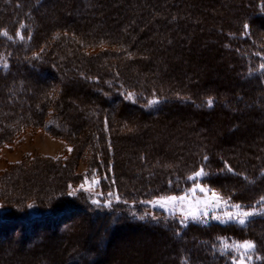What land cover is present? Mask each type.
I'll return each mask as SVG.
<instances>
[{
    "label": "rangeland",
    "instance_id": "374dc122",
    "mask_svg": "<svg viewBox=\"0 0 264 264\" xmlns=\"http://www.w3.org/2000/svg\"><path fill=\"white\" fill-rule=\"evenodd\" d=\"M131 1L132 0H90L86 2L85 0H59V4L56 6H53V4L51 5L52 2L49 3L50 1H46L44 3L45 6L39 8V10L38 8L35 10V21L36 23L38 22V26L43 22L44 30H47V34H50L51 29L53 30V28L56 30V33L50 37H54L57 33L61 32L59 29H63L62 27H65L66 31H70L74 35L70 36L69 34L67 35L66 33H63L64 36L62 35L63 37H61V35L58 34V37L55 39L51 38V44L50 41H48V46H51L57 51L49 50V52H47L48 56L46 57H50L52 60H48L50 62L49 64H46V67L45 63L42 62L43 67L46 68L47 71L45 73V70H43L41 75L46 76L47 74V77H45L46 81L44 87L38 89L42 90L39 96H42L43 94H47L48 96L51 94V100L48 98L49 103H47V106L49 107V110H46L44 115H41L39 118L36 115L33 118L35 119L34 122L41 119L40 124L32 122V124L24 126L14 125L11 127L13 128L12 133L0 135V210L4 211L11 217H27L28 214L25 210L26 204L35 203L43 210L66 209L70 212H65L67 215L63 217V220L62 216L64 214H60L52 221L46 222L44 226L43 224L30 225L22 222H17V224H19L17 225L16 222H12L13 224L9 225L10 227H1L0 242L2 245L0 244V246L4 248H0V253L3 252L0 254V264H28L29 262V264H49L45 262H50L56 258L61 259V257L63 261L62 263L57 261L59 264H70L74 261H77L76 264H97L99 262V264H102L101 261L104 259L105 261H102L103 264H165L169 256H171V254L165 255V253H162V249L164 250L167 248L166 245L151 244V241L153 240L148 237H142L144 233L140 236L139 234H135L133 228L121 225L118 227L123 228H117L116 230L115 228H110L111 226L109 223L105 222L104 224L103 221V226L100 225V227L97 226V228L94 224L96 223L94 222L95 219H93L91 215H82L79 213L80 211H76V208L72 207L76 201L73 202V200H71L70 202L65 198V195H63L66 190L71 197H73V194L78 193L97 197V194L104 192L100 186V183L102 182L100 174L91 173L93 168L88 167L87 165V163L89 164L93 162L90 158L91 156L89 157L87 155L88 152H86L85 155L80 154L77 158L75 173L79 172L78 174H84L80 177L81 179L79 178L80 181L77 180V178L74 180L72 179L68 186L65 185L66 181L65 183L62 182L66 177L74 175L72 170V160L71 162L68 160L70 162L68 163L67 158L71 156L73 150L76 149V146L81 144V148L82 143L89 138V135L87 134L88 132L86 131L87 122L91 121L92 123H95L97 121L96 114L89 113V110L96 111V108L98 107L100 111L102 109L101 113H106L107 115L110 133L112 134V144L118 146V148L120 146L119 154L116 157V168L119 173L121 186L124 185V182H135L138 179L137 172L135 174L132 165H134L136 161V151L142 148H145L147 152L149 151L150 153V155H148L150 160L149 165H157V163L160 162L162 167L171 169L182 164V161L188 156V154H195L197 151H200L201 147L207 146L211 151L210 153H223V155L227 154L230 156L232 159L229 161H233L232 163L236 165L240 171H243V168L246 169L245 165H247V159L250 160L253 157L256 158L257 156H261V149L264 150V97L261 103L254 101L250 102L249 105L245 104V101H248L246 98L248 94L259 95L264 93V88H258L256 82L246 80V77L242 79L243 76L238 72L241 67H239L240 64L238 63V59L229 53V48L224 45L225 43L223 44V42H221V33L210 25L205 26V23L209 22L210 24H216L219 27V23L221 22L223 24L221 26L223 27H239L242 29L244 35H249L251 33L257 38L260 44L259 48L264 53V15L262 17L253 15L247 19V23L244 22L241 24L240 22V26L238 22L243 19V9H247L248 7L245 5L241 6L240 0H183V3H181L182 7L180 8H184L188 1H193V3H195V10L192 8L191 10L193 12H190V21H187V24L185 25H183V22L179 21V25L175 27L173 21L169 20L170 22H168L165 20L167 23H171L167 25H171L175 28V31H177L176 33L179 39V44L176 48L179 52L177 55L178 59L173 58L174 60H169L168 62L170 63V66L168 68L164 67V69H161L159 67V69H153L154 74L149 78L155 80L157 83L172 87L173 90L183 91L184 94L188 92L204 94L206 91H209L210 93L213 91L218 92L223 97L229 98L227 104L221 102L215 112L204 114L201 110H196L197 108L192 105L187 106L175 103V105L172 104V106L168 105V111L170 110L172 114L170 113L168 115L166 114V111V113H161V116H158L157 119H151L142 118L136 112L126 108L125 104H120L118 110L119 112H123V114H119L118 110L115 112V107L112 103H109L106 107L103 105L100 106L99 101L94 99L95 97L92 98L93 96L89 94L90 90H86L90 95V98L87 101L83 98V100L78 102L86 105V108H84L83 105L80 106L73 101V99H76L75 94L67 93L66 96V89L71 85L62 81L59 82V80H54L52 82L49 74L50 71L52 73L55 72V67L60 69L63 68V72L65 70L68 71L69 65L63 63L65 60L71 61L70 57H75L77 55H84L81 58H87V60H89L83 66L87 68L91 67L93 71L94 69L99 70L98 72L95 71L93 73H100L102 71L111 75L110 71L115 70V64L121 63L120 61L122 58H125L124 54L115 51V47L119 45L115 42L118 41V37L115 35L118 34V30L122 28H125V33H129L130 24L132 21L134 22L133 18L135 16H132L130 11L128 12V9L126 10V8L123 7H125L124 4L126 2L130 4L132 3ZM5 2L6 0H0V10H2L4 14L8 13L6 19H10L11 17L15 18L13 21H16L20 18V16L17 17L20 12H23L24 14L27 13V8L24 9L22 6L21 8L19 5L21 4L24 6L25 3L29 2L28 0H8L6 2L8 5H6ZM137 2L143 3L144 1L137 0ZM250 2L251 7H253L254 10H257L256 12L264 11V6L263 10H261L262 7L255 8V5L258 2H255L254 0H250ZM89 6H91L92 9H90ZM144 7V4H141L139 9L145 11V9H141ZM47 9L48 11L46 12ZM161 11L162 10H159L157 15H154L155 25L157 26H161L160 23H156L159 21L157 18H164L162 17L163 14H161ZM71 17L75 18V20L73 21ZM6 19H3L4 22H6ZM63 24L65 25L62 26ZM143 24L146 23L143 22ZM248 24L250 25L249 28ZM246 25L247 27H245ZM156 29L159 31V28ZM169 29L173 28L167 27L166 30L170 33L171 31H169ZM96 33H101L102 36H104V40H108V42L113 45L109 51L101 52L104 54L97 59L94 58L96 53L90 55L91 52L87 53V51H84V48H82V44L84 45V43H86L84 41L94 40L92 42L95 45L99 43L100 40H95L97 37L99 38V36L95 38V35H97ZM157 35L159 37L161 31H159ZM163 38L167 37L164 36ZM168 43L169 42L164 45H167ZM161 45L162 44L159 43L157 48L160 49L159 47ZM38 53L41 55L39 51ZM91 60L94 61L95 66H91V64L93 65ZM59 62L60 64H58ZM178 62H180V65H178L179 67L177 66V69L174 70L172 67L174 64H178ZM9 65V56L0 52V68L5 70ZM236 66H238V69L235 68ZM131 69L133 71L137 70V66L134 64ZM32 78V81H34V78L38 79L39 77L37 75V77L32 76ZM18 79L21 80L22 78ZM42 81L43 80H40L38 83H41ZM74 88L76 89L77 87ZM78 88L80 87L78 86ZM80 91L82 92L83 90ZM81 92L77 95L80 99L85 96ZM0 97L2 96L0 95ZM68 97L71 99L69 106L67 105L68 102H66ZM1 104L4 103H0V105ZM153 104L154 103L151 102L152 106ZM63 106L67 110V113H64V111L61 110ZM175 106L179 109H176ZM69 149H71V151H69ZM73 157L74 156H71V158ZM87 157L88 160H86ZM113 161L115 163V160ZM251 161L252 160L248 162L251 163ZM110 165H112V163H110ZM103 176L104 175L102 174V177ZM95 181H98V183ZM81 185L84 187L82 188ZM199 185L211 191H208L207 193L197 191L195 197L208 199L211 196L212 191L218 192L222 195L221 192L205 184V182L200 183ZM106 188L109 189L107 186ZM185 195H187L189 201L194 200L191 192L182 195L157 196L152 200L156 201L160 197H181ZM223 197L229 200L228 206L209 209L208 215L203 217L202 220H193L191 218L184 220L183 214L179 209L173 213L159 206L156 207L163 210L166 215L175 217L183 223H209L215 221V216H223L226 211H236L231 205L238 203L230 201V199L225 196ZM262 197H264V195ZM258 199L261 200V197ZM70 214L72 215L71 218H69ZM73 218H75V220ZM65 219L69 220L67 221ZM91 219L93 222H91ZM64 220L66 222H64ZM89 222H91L92 225H90ZM72 224H75V226ZM77 224H79V227H77ZM22 225L24 226V229L21 227ZM255 225L256 224H251L249 228L254 227ZM84 226L88 229L85 230ZM91 226H93L92 228L94 230ZM103 227L104 229L100 231ZM14 228L18 231L17 233L19 235ZM50 228L52 230H50ZM108 228L111 229V235L107 231ZM68 229H71V231L69 230V232ZM91 229L93 232H89ZM12 230L13 233L11 232ZM75 230L78 233H76ZM104 230L106 231L104 232ZM50 232L52 233L50 234ZM84 232H87V235H85ZM53 233L59 236H55L54 238V236H51ZM91 233L93 234L91 235ZM99 233L102 235L101 237L97 236ZM14 234L17 235L15 236ZM21 236L22 238L24 237L25 241L18 243ZM62 236L65 237L63 238ZM5 237L6 239L8 238L7 240L12 239L10 240V243L7 241V243H3ZM90 237L91 240H88ZM58 238H61V241H59ZM110 238L113 242L115 239L117 245L115 243L113 244ZM55 239L57 241H55ZM245 240L253 241L248 238H229L227 242L233 243ZM12 241H14L13 243L15 244H13ZM53 241H55V243ZM87 241L89 242L88 244H86ZM141 241L143 243H141ZM57 242L58 246L56 245ZM92 242H94V244ZM253 242L256 244L255 241ZM20 243L24 246L22 247ZM110 243H112V245ZM136 243H138V245ZM259 243L260 244H256L258 251L253 253L254 259L249 261L248 264L257 263L258 258L256 257H259L258 254H260L263 247L260 241ZM16 245H19L20 247ZM87 245L89 246L87 247ZM136 245L139 247H136ZM70 246L73 247L71 248ZM106 246L108 247L106 248ZM86 248H88V251L90 252H88ZM96 248H98V250ZM142 248L143 252L141 251ZM10 249L12 251H10ZM21 250H24L26 254ZM109 252H112V256ZM115 252H117V254ZM118 252L120 253L118 254ZM18 253H21L22 255H18ZM47 253L51 256H48ZM100 253L101 255L103 254L102 256H104L105 253V257H103L104 259L99 256ZM106 253L109 256H107ZM231 253H233V257L238 255L234 251H231ZM36 254L39 258L34 257L37 256ZM24 255L26 257H24ZM27 255H29V257ZM82 256H86L87 259ZM90 256H93V258ZM20 257H22V260L19 259ZM12 258L15 261H13ZM82 259L83 261H81ZM107 259H109V261H107ZM52 263L53 261L50 264Z\"/></svg>",
    "mask_w": 264,
    "mask_h": 264
},
{
    "label": "trees",
    "instance_id": "16d2710c",
    "mask_svg": "<svg viewBox=\"0 0 264 264\" xmlns=\"http://www.w3.org/2000/svg\"><path fill=\"white\" fill-rule=\"evenodd\" d=\"M7 1L8 0H6V2ZM28 1L29 2L25 3L24 6L21 4L19 5V7L22 6L24 9L27 8V13L24 14L20 12V14L17 15V17L20 16V18L16 21H13L15 18L11 17L10 19H6L8 13L4 14L2 10H0V52L9 56L10 59V65L7 69L3 70L0 68V95L2 96L0 97V103H4L0 105V135L12 133L13 128L11 127L14 125L24 126L32 124V122L40 124L41 119L34 122L35 119L33 118L35 115L38 118L44 115L46 110H49L47 103H49V99L51 100V94L48 96L47 94L39 96L42 90H38L40 87H44L46 81L45 77H47V74L46 76L41 75L43 70H45V73L47 71V69L43 67L42 62L45 63L46 67V64H49L52 60V58L46 57L48 56L47 52H49V50H54V48L48 46V41H50L51 44L52 39L58 37V34H60L61 37L64 36L63 33L69 34L70 36L74 35L70 31H66L65 27H62L63 29H59L61 32L57 33L54 37H50L56 33V30L53 28V30L51 29V35L47 34V30H44L43 22L38 26V22L36 23L35 21V10H37V8L39 10V8L45 6L44 3L46 1H50L49 3L52 2L51 5L53 4V6H56L59 4V0ZM85 1L87 2L90 0ZM143 1V3H138L137 0H132V3L128 4V2H126L124 4L125 7L123 8H126V10L128 9V12L130 11L132 16H135L133 18L135 24L132 21L129 27V33H125V28H122L119 29L118 34L115 35L118 37L119 41H115L119 44L115 47V51L124 54L125 58H122L120 61L121 63H114L115 70L110 71L111 75L102 71L100 72L101 74L93 73L99 70L94 69L93 71L91 67L87 68L83 66L89 60H87V58H81L84 55H77L75 57H70L71 61L65 60L63 63L69 65L68 71L65 70L63 72V68L60 69L58 67H55V72L52 73L50 71L49 74L52 82L54 80H59V82L62 81L71 85L67 87L65 93L67 96V93L71 94L73 92L72 94L76 95V99H73V101L76 103L83 100V98L87 101L91 95L93 96L92 98L95 97L94 99L99 101L100 106L103 105L106 107L109 103H112L115 107V112H117L118 106L120 104H125L126 108L136 112L142 118L157 119L158 116H161V113H166V111V114L169 115L171 111H168V105L172 106V104L175 105V103L187 106L192 105L197 108L196 110H201L204 114L215 112L221 102L227 104L229 98L223 97L218 92H213L212 90H210L212 91L211 93L206 91L204 94L193 92L184 94L183 91L173 90L172 87L165 86L161 83H157L153 79H149L154 74L153 69H159V67L161 69H164V67L168 68L170 66L169 60H174L173 58L178 59L177 55L179 52L176 48L178 47L179 39L176 33L177 31H175V28L171 25H167L171 23H167L166 21H173L175 27L179 25V21L183 22V25L187 24V21H190V12H193L191 9L194 8L195 10V3H193V1H188L184 8H180L182 7L181 3H183V0ZM254 1L258 2L255 8L262 7L261 10H263V0ZM240 3L241 6H248L247 9L242 8L244 16L242 15L243 19L238 22L240 26L244 22L247 23V19L253 15H258L260 17L264 15V11L256 12L257 10L251 7L250 0H240ZM141 4H144L145 7L141 9H145V11L139 9ZM89 7L92 9L91 6ZM159 10H162L161 14H163L162 17L164 18H157L159 21L156 23H160L161 26L155 25L154 20ZM47 11L48 9L46 12ZM3 19H6V22H4ZM72 19L73 21L75 20V18ZM143 22L146 24H143ZM64 25L65 24L62 26ZM206 25H210L221 33V42H223V44L225 43L224 45L229 48L228 52L238 59V63L240 64L239 67L241 66L238 72L243 76L242 79L246 77V80L256 82L258 88L263 89L264 69L260 66L263 64L264 53L259 48L260 44L257 38L251 33L249 35H244L242 29L239 27H223L221 26L223 25L221 22L219 23V27L209 22H206L205 26ZM249 26L248 24V28ZM167 27L173 28L169 29V31H171L170 33L166 30ZM156 28H159V31H161V37H158L157 34L159 31H157ZM5 31L8 33L7 36L3 35ZM96 34L95 38L97 36H99V38L97 37L95 40H100L99 43L95 45L92 42L94 40L90 41L87 39L89 41H84L86 43H84V45L82 44L84 51H87V53L91 52V54L89 53L90 55L96 53L95 59L104 54L101 52L109 51L113 47L112 43H109L108 40H104V36H102L101 33ZM21 35L24 36V39L20 38ZM164 36L167 38H163ZM164 42L169 43L164 45ZM159 43L162 44L159 47L160 49L157 48ZM54 51L56 52L57 50ZM91 63H93L91 66H95L94 61ZM179 63L180 62L176 65L174 64L172 68L174 70L177 69V66L180 65ZM58 64H60V62ZM134 64L137 66V70L133 71L131 68H133ZM235 68L238 69V66ZM37 75L39 78H34V81H32V76L37 77ZM18 78L22 79L20 80ZM40 80L43 81L38 83ZM77 83H79V85H85V89H82V92L80 91L81 88L75 86ZM74 86L78 89L76 88L73 90L74 88L72 89V87ZM86 90H90V95ZM79 91L85 95L81 99L77 97L80 93ZM247 96L246 98L248 101L246 100L245 104L249 105L250 102L254 101L261 103L264 93L259 95L248 94ZM209 99L213 101L211 106L208 104ZM154 100L157 102L152 106L151 102ZM66 102H68L67 105L69 106L71 99L68 97ZM78 104L86 108V105ZM64 106L61 110L67 113ZM175 108L179 109L177 106H175ZM96 109V111H88L89 113L96 114L97 119L95 123L88 121L86 124V131L88 132L89 138L82 143L81 148L80 144L73 150L71 156L75 158H71V156L67 158V161L70 160L71 162L72 160L74 175L66 177L62 182L65 183L66 181L65 185L68 186L72 179L74 180L77 178V180L80 181V177L84 174H78L79 172L75 173L77 158L80 154L85 155V153L88 152L87 155L89 157L91 156L90 158L93 162L87 163V165L93 168L91 173L100 174L102 181L100 186L104 192L97 194V197L79 193L73 194V197H71L66 190L63 195H65V198L70 202L71 200L77 202L75 205H72V207L78 209H76V211H80L81 214H83L81 211H84L85 214L91 215L96 222L101 216H103L101 219L104 218V216L106 218L108 217L104 219L106 221L103 219L102 221L109 223L112 229L118 228L116 227L118 225L132 227L133 230L139 227L144 231L142 237L148 236V238L153 240L151 244L167 246L164 250L162 249V253H165V255L171 254L172 258L169 256L165 264H234L233 253L223 248V239L221 238H226V240L229 238H248L255 241L256 244H260V241L263 247L260 254H257L259 257H264V215H255L243 226L235 222L225 223L220 221L211 223H183L175 217L166 215L159 207L149 203L157 196L190 193L191 189L205 182V184L221 192L223 196L230 198V201L241 204L244 208L243 210H260V208L264 207V204L259 203L260 200L258 199L264 195L263 149H261V156L250 159L252 160L251 163H249L248 161L250 160L247 159V165H245L246 169L243 168V171H240L238 167L232 163L233 161H229L232 159L230 156L227 154L223 155V153H210L211 151L207 146L201 147L200 151H197L195 154H188L185 159L183 158L182 164L171 169L162 167L160 162H158L157 165H149L150 160L148 155H150V153L149 151L147 152L145 148H142L136 151V161L135 164L132 165L135 174L137 172L138 179L135 182H124V185L121 186L119 173L116 168V157L119 154L120 146L118 148V146L112 144V134L110 133L106 113H101L102 109L100 111L98 107ZM118 113L123 114V112H119V110ZM86 160H88V157ZM113 160H115V163ZM70 162L68 161V163ZM110 163H112V165H110ZM229 166L232 171H228ZM201 168L204 169L207 175L196 180H190L189 177L193 176L195 172L199 171ZM102 174L104 175L103 177ZM106 186L109 187V189L106 188ZM109 193L113 195L109 196ZM93 200H98L99 203H93ZM109 200H111L110 205L108 204ZM81 205L82 207H80ZM25 210L28 214L27 217H11L0 210V228L9 226L12 222H22L30 225L46 224V222L52 221L60 214L65 215L70 212L66 209L43 210L35 203H27ZM141 217H143V219H141ZM251 224L256 225L249 228ZM148 230L150 232H148ZM140 235L141 234H139V236ZM149 235L151 237L153 236V238L149 237ZM158 235L161 236L158 237ZM22 240L25 241L24 237L19 241L21 242ZM6 241L7 240L4 242ZM7 242L10 241L8 240ZM257 251L258 249L256 247V252ZM52 261H54V264H59L57 261L62 263L63 259L62 257L61 259L56 258L45 263L50 264ZM70 264H76V262L74 261ZM256 264H264V259H258Z\"/></svg>",
    "mask_w": 264,
    "mask_h": 264
},
{
    "label": "snow or ice",
    "instance_id": "6c2138e0",
    "mask_svg": "<svg viewBox=\"0 0 264 264\" xmlns=\"http://www.w3.org/2000/svg\"><path fill=\"white\" fill-rule=\"evenodd\" d=\"M247 27V25L245 26ZM3 35L7 36L8 33L5 31ZM21 39H24V36H20ZM264 69V64L260 66ZM131 95V94H129ZM157 101H152V103H156ZM213 101L211 99L208 100L209 106H211ZM71 151V149H69ZM228 171H232L231 167H228ZM207 173L201 168L199 171L195 172L193 176H190V180H196L200 177L206 176ZM98 183V181H95ZM83 188L84 186L81 185ZM197 191L207 193L211 191L209 189H205L204 187L197 185L195 188L191 189V193L193 195L194 200L189 201L187 199V195L176 197V196H167V197H160L156 201H150L153 206H159L161 208L167 209L170 212H176L178 209L183 214L184 220H188L189 218L193 220H202L203 217L208 215L209 209H215L217 207H227L229 204V200L225 199L220 193L212 191L211 196L208 199H200L195 197V193ZM112 196V193L108 194ZM230 199V198H229ZM93 203H99L98 200H93ZM259 203L264 204V197H261ZM108 204H111V200L108 201ZM236 211L234 212H225L223 216H215L214 218L220 220L222 222H235L239 225H245L249 219L255 215H264V208L260 210L253 209L251 211L243 210V206L241 204H233L231 205ZM143 219V217H141ZM223 239V248L225 250H231L237 253L236 257H233L234 264H248L249 261L254 259L253 253L256 251V244L253 241L245 240L242 242H233L228 243L226 238ZM258 259H264V257H256Z\"/></svg>",
    "mask_w": 264,
    "mask_h": 264
},
{
    "label": "bare ground",
    "instance_id": "6f19581e",
    "mask_svg": "<svg viewBox=\"0 0 264 264\" xmlns=\"http://www.w3.org/2000/svg\"><path fill=\"white\" fill-rule=\"evenodd\" d=\"M79 83H80V82H79ZM79 83H77V85H75V84H74V85H75V86H79V87L82 88V89H85V85H79ZM80 84H81V83H80ZM75 86H74V87H75ZM74 87H73V88H74ZM73 88H72V89H73ZM69 89H70V88H69ZM77 89H78V88H77ZM82 89H80V90H82ZM73 90H75V88H74ZM70 91H71V90H70ZM71 92H72V91H71ZM72 93H73V92H72ZM74 202H75V201H74ZM75 203H76V202H75ZM74 205H75V204H74ZM88 206H89V205H88ZM88 206H87V207H88ZM80 207H82V205H81ZM84 208H85V207H84ZM76 209H77V208H76ZM79 209H81V208H79ZM77 210H78V209H77ZM88 210H90V209H88ZM85 211H86V210H85ZM81 212H83V214H85L84 211H81ZM87 212H89V211H87ZM76 213H77V212H76ZM79 213H80V212H79ZM79 213H78V214H79ZM74 214H75V213H74ZM83 214H82V215H83ZM86 214H87V213H86ZM65 215H67V214H65ZM65 215L62 216V220H63V217H64ZM76 215H77V214H76ZM87 215H88V214H87ZM105 215H107V214H105ZM69 216H70L69 218H71L72 215L70 214ZM74 216H75V215H74ZM78 216H79V215H78ZM78 216H77V217H78ZM80 216H81V215H80ZM101 217H103V216H101ZM101 217L99 218L101 221H100L98 218H97V219H98L97 222L95 221L96 223H94V224H95L96 227H97V226L100 227V225L103 226V224H102V219L104 220L106 217L104 216V218H102V219H101ZM66 218H67V217H66ZM85 218H86V217H85ZM107 218H108V217H107ZM107 218H106V219H107ZM59 219H60V218H59ZM73 219L75 220V218H73ZM88 219H89V218H88ZM65 220H67V219H65ZM65 220H64V222H66ZM68 220H69V219H68ZM68 220H67V221H68ZM71 220H72V219H71ZM60 221H61V220H60ZM78 221H80V220H78ZM78 221H77V222H78ZM104 221H106V220H104ZM104 221H103V222H104ZM58 222H59V221H58ZM80 222H81V221H80ZM91 222H93L92 219H91ZM91 222H89L90 225H92ZM118 223H119V222H118ZM12 224H13V223H12ZM12 224H11V225H12ZM16 224H17V222H16ZM20 224H21V223H20ZM83 224H84V223H83ZM87 224H88V223H87ZM104 224H105V222H104ZM119 224H120V223H119ZM8 225H9V224H8ZM17 225H19V224H17ZM47 225H49V224H47ZM54 225H55V224H54ZM56 225H57V224H56ZM72 225L75 226V224H72ZM77 225H78L77 227H79V224H77ZM85 225H86V224H85ZM134 225H135V224H134ZM137 225H138V224H137ZM43 226H44V223H43ZM51 226H52V225H51ZM69 226H70V225H69ZM80 226H81V225H80ZM88 226H89V225H88ZM118 226H119V225H118ZM118 226H116V227H118ZM124 226H125V225H124ZM9 227H10V226H9ZM14 227H15V226H14ZM21 227H23V229H24V226H23V225H22ZM31 227H32V226H31ZM37 227H38V225H37ZM39 227H41V226H39ZM48 227H49V226H48ZM70 227H71V226H70ZM92 227H93V226H91V228H92ZM98 227H97V228H98ZM105 227H106V226H105ZM114 227H115V226H114ZM126 227H127V226H126ZM142 227H143V226H142ZM33 228H34V227H33ZM33 228H32V229H33ZM35 228H36V227H35ZM46 228H47V227H46ZM67 228H68V227H67ZM84 228H85V226H84ZM118 228H121V229H122L123 227H118ZM131 228H132V227H131ZM17 229H18V228H17ZM23 229H22V230H23ZM44 229H45V228H44ZM81 229H82V228H81ZM86 229H88V228H85V230H86ZM92 229H93V228H92ZM92 229L89 230V232H93ZM95 229H96V228H95ZM99 229H100V228H99ZM103 229H104V227H103L100 231H102ZM142 229H143V228H142ZM3 230H4V229H3ZM14 230L16 231L15 228H14ZM33 230H34V229H33ZM50 230H52V229L50 228ZM66 230H67V229H66ZM66 230H65V231H66ZM69 230L71 231V229H68V231H69ZM93 230H94V229H93ZM114 230H115V229H114ZM116 230H117V228H116ZM119 230H120V229H119ZM124 230H125V229H124ZM144 230H145V228H144ZM146 230H147V229H146ZM149 230H150V229H149ZM149 230H148V232H150ZM1 231H2V230H1ZM8 231H9V230H8ZM55 231H56V230H55ZM55 231H54V233H55ZM70 231H69V232H70ZM75 231H76V230H75ZM81 231H82V230H81ZM105 231H106V230H104V232H105ZM107 231L110 233V232H111V229H108ZM9 232H10V231H9ZM11 232L13 233V230H12ZM17 232H18V231H16V233H17ZM20 232H21V231H20ZM43 232H45V231H43ZM43 232H42V233H43ZM58 232H59V231H58ZM58 232H56V233H58ZM89 232H88V233H89ZM98 232H99V231H98ZM116 232H117V231H116ZM134 232H135V234H137V235H138V234H142V233H144V231L141 230L139 227L136 228V229H134ZM48 233H49V232H48ZM48 233H47V234H48ZM51 233H52V232H50V234H51ZM54 233H53V235H51V236H54V238H55V236H57V237L59 236V235L54 234ZM67 233H68V232H67ZM67 233H66V234H67ZM76 233H78V232L76 231ZM84 233H85V232H84ZM86 233H87V232H86ZM86 233H85V235H87ZM96 233H97V232H96ZM151 233H152V232H151ZM17 234H18V233H17ZM17 234H16V235H17ZM43 234H44V233H43ZM50 234H48V235H50ZM59 234H61V233H59ZM68 234H70V233H68ZM68 234H67V236H68ZM80 234H81V232H80ZM92 234H93V233H91V235H92ZM103 234H104V233H103ZM114 234H115V233H114ZM130 234H131V233H130ZM148 234H149V233H148ZM3 235H4V234H3ZM14 235H15V234H14ZM16 235H15V236H16ZM18 235H19V234H18ZM64 235H65V233H64ZM70 235H71V234H70ZM107 235H108V234H107ZM110 235H111V233H110ZM110 235H109V236H110ZM155 235H156V233H155ZM163 235H164V234H163ZM5 236H7V235H5ZM8 236H9V235H8ZM42 236H43V235H42ZM45 236H46V235H45ZM88 236H89V235H88ZM88 236H87V237H88ZM97 236H100V237H101L102 235H100V233H99V235H97ZM134 236H135V235H134ZM156 236H157V235H156ZM156 236H155V237H156ZM160 236H161V235H160ZM160 236L158 235V237H160ZM13 237H14V236H13ZM21 237H22V236H21ZM62 237H63V236H62ZM64 237H65V236H64ZM64 237H63V238H64ZM69 237H70V236H69ZM71 237H72V236H71ZM107 237H108V236H107ZM147 237H148V236H147ZM149 237H151V236L149 235ZM155 237H154V238H155ZM9 238H10V237H9ZM11 238H12V237H11ZM19 238H20V237H19ZM49 238H50V236H49ZM54 238H53V239H54ZM94 238H96V237H94ZM117 238H118V237H117ZM151 238H153V236H152ZM7 239H8V238H7ZM7 239H6V237H5V240H7ZM15 239H16V238H15ZM15 239H14V240H15ZM17 239H18V238H17ZM21 239H22V238H21ZM47 239H48V238H47ZM58 239H59V241H61V238H58ZM66 239H68V238H66ZM76 239H77V237H76ZM78 239H79V238H78ZM86 239H87V238H86ZM97 239H98V238H97ZM105 239H109V238H105ZM2 240H3V239H2ZM10 240H12V239H10ZM10 240H9V241H10ZM50 240H51V238H50ZM50 240H49V241H50ZM88 240H91V237H90V239H88ZM94 240H95V239H94ZM110 240H112V239L110 238ZM110 240H109V241H110ZM138 240H139V239H138ZM7 241H8V240H7ZM15 241H16V240H15ZM22 241H24V240H22ZM22 241H21V243H22ZM49 241H48V242H49ZM55 241H57V240L55 239ZM55 241H53V242L55 243ZM62 241H63V240H62ZM68 241H69V240H68ZM80 241H81V240H80ZM95 241H97V240H95ZM120 241H121V239H120ZM13 242H14V241H12V243H13ZM19 242H20V241H18V243H19ZM77 242H78V240H77ZM111 242L114 244V243H115V239H114V242H113V240H112ZM146 242H149V241H146ZM3 243H4V241H3ZM6 243H7V242H6ZM9 243H10V242H9ZM21 243H20V244H21ZM51 243H52V242H51ZM64 243H65V242H64ZM66 243H67V242H66ZM88 243H89V242L87 241L86 244H88ZM92 243L94 244V242H92ZM107 243H108V242H107ZM112 243H110V244L112 245ZM141 243H143V242L141 241ZM0 244L2 245L1 242H0ZM13 244H15V243H13ZM57 244H58V242L56 243V245H57ZM59 244H60V242H59ZM71 244H72V243H71ZM115 244H116V243H115ZM136 244L138 245V243H136ZM139 244H140V243H139ZM147 244H148V243H147ZM147 244H146V245H147ZM3 245H4V244H3ZM21 245H22V244H21ZM34 245H35V244H34ZM42 245H43V244H42ZM60 245H61V244H60ZM89 245H90V244H89ZM89 245H87V247H88ZM108 245H109V244H108ZM116 245H117V244H116ZM116 245H115V246H116ZM137 245H136V247H139V246H137ZM140 245H141V244H140ZM148 245H149V244H148ZM6 246H7V245H6ZM16 246H19V245H16ZM23 246H24V245H22V247H23ZM35 246H36V245H35ZM57 246H58V245H57ZM64 246H65V244H64ZM85 246H86V245H85ZM91 246H92V245H91ZM93 246H94V245H93ZM141 246H142V245H141ZM19 247H20V246H19ZM22 247H21V248H22ZM36 247H37V246H36ZM62 247H63V246H62ZM66 247H67V246H66ZM70 247H71V246H70ZM72 247H73V246H72ZM72 247H71V248H72ZM107 247H108V246H106V248H107ZM116 247H117V246H116ZM0 248L3 249L4 247H1V246H0ZM11 248H12V245H11ZM71 248H70V249H71ZM143 248H144V246H143ZM143 248L141 249V251L143 250ZM30 249H31V248H30ZM61 249H62V248H61ZM86 249H87V251H88V248H86ZM96 249L98 250V248H96ZM96 249H94V250H96ZM112 249H113V248H112ZM133 249H135V248H133ZM137 249H138V248H137ZM139 249H140V248H139ZM4 250H5V249H4ZM7 250H9V249H7ZM14 250H15V249H14ZM18 250H20V249H18ZM18 250H17V251H18ZM35 250H37V249H35ZM39 250H40V249H39ZM41 250H42V249H41ZM102 250H103V249H102ZM106 250H107V249H106ZM144 250H146V249H144ZM10 251H12V250L10 249ZM21 251L23 252L24 250H21ZM56 251H57V250H56ZM59 251L61 252L60 249H59ZM59 251H58V252H59ZM62 251H63V250H62ZM91 251H92V248H91ZM103 251H104V250H103ZM112 251H114V250H112ZM118 251H120V250H118ZM137 251H138V250H137ZM141 251H140V252H141ZM6 252H7V251H6ZM26 252H27V250H26ZM37 252H39V251H37ZM88 252H90V251H88ZM95 252H96V251H95ZM105 252H107V251H105ZM142 252H143V251H142ZM2 253H3V252H1L0 254H2ZM24 253H25V251H24ZM27 253H28V252H27ZM44 253H45V252H44ZM50 253H51V252H50ZM93 253H94V252H93ZM109 253H110L111 256H112V252H109ZM115 253L117 254V252H115ZM119 253H120V252H118V254H119ZM7 254H8V253H7ZM16 254H17V252H16ZM20 254H21V253H20ZM20 254L18 253V255H20ZM25 254H26V253H25ZM42 254H43V252H42ZM47 254H48V253H47ZM85 254H86V253H85ZM89 254H92V253H89ZM98 254H99V252H98ZM106 254H107V253H106ZM12 255H13V253H12ZM14 255H15V254H14ZM21 255H22V254H21ZM36 255H37V254H36ZM53 255H54V254H53ZM81 255H83V254H81ZM87 255H88V254H87ZM102 255H103V254H102ZM102 255H101V253H100L99 256L102 257V258L105 257V253H104V256H102ZM6 256H7V255H6ZM16 256H17V255H16ZM27 256L29 257V255H27ZM42 256H43V255H42ZM45 256H46V255H45ZM48 256H51V255L48 254ZM48 256H47V257H48ZM88 256H89V255H88ZM93 256H94V255H93ZM93 256H92V257L90 256V257L93 258ZM107 256H109V255L107 254ZM4 257H5V255H4ZM18 257H19V256H18ZM22 257H23V256H22ZM22 257H20L19 259H21ZM24 257H26V256L24 255ZM31 257H32V256H31ZM34 257H38V255H37V256H34ZM34 257H32V258H34ZM40 257H41V256H40ZM77 257H78V256H77ZM79 257H80V256H79ZM82 257H83V256H82ZM82 257H81V258H82ZM85 257H86V256H84L83 258H85ZM115 257H116V256H115ZM0 258H1V257H0ZM38 258H39V257H38ZM88 258H89V257H88ZM106 258H107V257H106ZM108 258H110V257H108ZM4 259H5V258H4ZM16 259H17V258H16ZM24 259H25V258H24ZM24 259H23V262H24ZM29 259H30V258H29ZM34 259H35V258H34ZM36 259H37V258H36ZM86 259H87V257H86ZM97 259H98V258H97ZM103 259H104V258H103ZM7 260H8V259H7ZM12 260H13V258H12ZM12 260H11V261H12ZM21 260H22V259H21ZM21 260H20V261H21ZM26 260H27V259H26ZM26 260H25V261H26ZM30 260H31V259H30ZM78 260H79V259H78ZM88 260H89V259H88ZM91 260H93V259H91ZM91 260H90V261H91ZM95 260H96V258H95ZM98 260H99V259H98ZM101 260H102V259H101ZM101 260H100V261H101ZM110 260H111V259H110ZM13 261H15V260H13ZM28 261H29V260H28ZM31 261H32V260H31ZM81 261H83V259H82ZM102 261H105V259L102 260ZM102 261H101V263L103 264ZM107 261H109V259H107ZM107 261H106V262H107ZM8 262H10V261H8ZM21 262H22V261H21ZM32 262H33V261H32ZM34 262H35V261H34ZM94 262H95V261H94ZM2 263H3V261H2ZM10 263H11V262H10ZM18 263H19V262H18ZM29 263H30V262H29ZM29 263H28V264H29ZM55 263H56V262H55ZM59 263H60V262H59ZM76 263H77V261H76ZM81 263H83V262H81ZM99 263H100V262H99ZM99 263H97V264H99ZM16 264H17V263H16ZM53 264H54V261H53ZM83 264H84V263H83ZM86 264H88V263H86ZM105 264H106V263H105Z\"/></svg>",
    "mask_w": 264,
    "mask_h": 264
},
{
    "label": "built area",
    "instance_id": "2783aa9c",
    "mask_svg": "<svg viewBox=\"0 0 264 264\" xmlns=\"http://www.w3.org/2000/svg\"><path fill=\"white\" fill-rule=\"evenodd\" d=\"M215 221H219V220H216V219H215ZM211 222H212V221H211ZM211 222H209V223H211Z\"/></svg>",
    "mask_w": 264,
    "mask_h": 264
}]
</instances>
